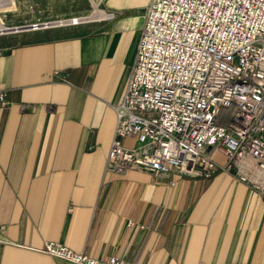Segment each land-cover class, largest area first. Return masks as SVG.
<instances>
[{
  "label": "crops",
  "instance_id": "1",
  "mask_svg": "<svg viewBox=\"0 0 264 264\" xmlns=\"http://www.w3.org/2000/svg\"><path fill=\"white\" fill-rule=\"evenodd\" d=\"M148 3L0 34V264H71L47 242L131 264H264V202L229 175L105 170Z\"/></svg>",
  "mask_w": 264,
  "mask_h": 264
},
{
  "label": "built area",
  "instance_id": "2",
  "mask_svg": "<svg viewBox=\"0 0 264 264\" xmlns=\"http://www.w3.org/2000/svg\"><path fill=\"white\" fill-rule=\"evenodd\" d=\"M112 108L106 171L220 172L264 202V0H149L135 63ZM222 109L232 112L219 124ZM126 138L136 145L124 147ZM42 252L71 264H131L54 242Z\"/></svg>",
  "mask_w": 264,
  "mask_h": 264
},
{
  "label": "rangeland",
  "instance_id": "3",
  "mask_svg": "<svg viewBox=\"0 0 264 264\" xmlns=\"http://www.w3.org/2000/svg\"><path fill=\"white\" fill-rule=\"evenodd\" d=\"M95 1L101 2L99 10L106 11V0ZM95 1L0 0V30L2 24L10 29L24 28L27 30H30L29 27L33 24L42 25V28H46L54 24L67 25L72 23V20L74 19L88 18L95 9L93 5ZM83 19L81 22H83ZM61 21L66 22H64V24H59ZM3 34L6 33L3 32ZM231 112V109H222L221 119L218 121L219 124H224Z\"/></svg>",
  "mask_w": 264,
  "mask_h": 264
},
{
  "label": "bare ground",
  "instance_id": "4",
  "mask_svg": "<svg viewBox=\"0 0 264 264\" xmlns=\"http://www.w3.org/2000/svg\"><path fill=\"white\" fill-rule=\"evenodd\" d=\"M95 1V0H94ZM100 1H98V2H94L93 3V5H94V11H96V10H98V8H99V6H100ZM102 13V12H101ZM98 14V13H97ZM94 15V14H93ZM95 15H96V12H95ZM102 15V14H101ZM103 16V15H102ZM91 17L93 18V16L92 15H90L88 18H86L85 20H88V19H91ZM83 19V18H82ZM82 19H79V18H77V19H74V20H72V22L73 21H75V23L76 24H79L81 21H82ZM83 21H84V19H83ZM89 21V20H88ZM64 22H66V21H61L59 24H64ZM69 24H72V23H69ZM33 25H38L39 26V24H33ZM56 24H54L53 25V27L55 26ZM42 26V25H41ZM37 27L36 29H40V28H42V27ZM50 26H52V25H50ZM46 27V26H45ZM58 27V26H57ZM29 29L30 30H36V29H32V26L31 27H29ZM7 30H10V28H7V27H5V26H3V24H2V26H1V30H0V34H3V32L4 33H8L9 31H7ZM14 31L13 32H11V33H19V32H24V31H29V30H27V29H24V28H15V29H13Z\"/></svg>",
  "mask_w": 264,
  "mask_h": 264
},
{
  "label": "water",
  "instance_id": "5",
  "mask_svg": "<svg viewBox=\"0 0 264 264\" xmlns=\"http://www.w3.org/2000/svg\"><path fill=\"white\" fill-rule=\"evenodd\" d=\"M41 25H39L38 27H40ZM7 31H9L8 33H11V32H13L14 30L13 29H10V30H7Z\"/></svg>",
  "mask_w": 264,
  "mask_h": 264
},
{
  "label": "trees",
  "instance_id": "6",
  "mask_svg": "<svg viewBox=\"0 0 264 264\" xmlns=\"http://www.w3.org/2000/svg\"><path fill=\"white\" fill-rule=\"evenodd\" d=\"M217 123H219V122H217Z\"/></svg>",
  "mask_w": 264,
  "mask_h": 264
}]
</instances>
